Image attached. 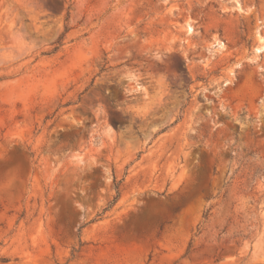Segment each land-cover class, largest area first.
<instances>
[{
  "label": "rangeland",
  "instance_id": "rangeland-1",
  "mask_svg": "<svg viewBox=\"0 0 264 264\" xmlns=\"http://www.w3.org/2000/svg\"><path fill=\"white\" fill-rule=\"evenodd\" d=\"M0 264H264V0H0Z\"/></svg>",
  "mask_w": 264,
  "mask_h": 264
}]
</instances>
